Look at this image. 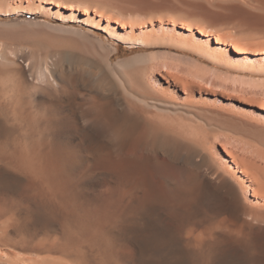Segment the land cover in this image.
Instances as JSON below:
<instances>
[{
	"label": "bare ground",
	"instance_id": "1",
	"mask_svg": "<svg viewBox=\"0 0 264 264\" xmlns=\"http://www.w3.org/2000/svg\"><path fill=\"white\" fill-rule=\"evenodd\" d=\"M79 16L120 41L134 33L135 25L117 32L108 15ZM151 20L149 38L129 43H158ZM179 27L181 45L199 38ZM215 42L211 55L221 38ZM11 53L0 50V264H264L263 161H252L251 150L242 161L224 143L217 157L199 147L212 148L213 116L227 112L208 102L216 83L195 84L197 72L190 81L166 58L130 75L120 68L144 56L108 69L55 50L50 70L38 66L29 78ZM252 99L239 100L264 110Z\"/></svg>",
	"mask_w": 264,
	"mask_h": 264
},
{
	"label": "rangeland",
	"instance_id": "2",
	"mask_svg": "<svg viewBox=\"0 0 264 264\" xmlns=\"http://www.w3.org/2000/svg\"><path fill=\"white\" fill-rule=\"evenodd\" d=\"M16 5L26 6L27 11L24 12L22 7L18 8ZM65 5L71 6L73 12L68 13L63 7ZM106 9L112 10L111 14H107ZM127 9L131 10L137 19L126 16L124 11ZM83 10L97 18L100 17L103 22H106L105 15H108L111 26L123 34L135 25L134 33L128 35L129 42L132 39L149 38L147 33L152 18L151 22L160 40L158 39V43L147 45L120 41L104 31L102 26L94 27L83 23L79 16ZM144 22L145 25L142 26ZM173 22L175 30L171 33ZM181 22L189 25L195 36H199L191 41L189 46L181 45L176 40L178 29L184 31L179 27ZM120 25H124V29ZM111 26L109 29L113 30ZM198 30L207 36H203ZM217 36L221 38V44L216 48L218 54L211 55L208 50L211 51V47L216 45ZM207 42H210V45L207 46ZM202 47L206 50H201ZM236 47H242L243 52L234 50ZM113 48L111 66L108 67L105 56ZM0 50L5 54L12 52L16 65L26 66L29 78L35 76L38 66L46 64L47 69L51 67L52 50L84 55L104 64L108 69L121 60L144 56V60L131 62L120 68L124 69L121 72L130 75L138 65L160 60L162 62L166 58L175 64L172 66L174 73L181 76L185 74L184 77L187 79L188 76L193 83L196 84L195 81L200 80L197 82L205 84L207 79L210 80L206 81L208 83H216L217 86H212L216 94L212 95L213 99L210 98L209 104L232 114L234 121L227 112L224 113L226 117L213 116L214 125L210 126L213 151L209 150L212 149L209 144H201L199 147L208 149L207 151L217 157L218 151H222L221 143H224L244 161L245 157L250 159V155L255 154L254 150L258 151L260 142L257 141L264 139V110L239 100L251 97L264 105V0H0ZM0 66L3 68L4 64L0 62ZM178 69H183L184 72ZM191 72H197L198 76ZM111 74L119 89L123 90L120 74L113 71ZM190 77L194 79L191 80ZM225 95L232 99L225 98ZM218 119L224 124L217 121ZM196 123H200V120L197 119ZM255 127L262 128L261 134L258 133L259 130L255 131ZM253 133L258 134L259 140ZM262 134L263 136H260ZM262 152L264 153V149ZM258 153L252 154L251 158H254L251 160L254 159L257 163L263 161L261 164L264 165V156H261L263 153ZM225 156L229 158L226 154ZM255 156L258 157L255 159Z\"/></svg>",
	"mask_w": 264,
	"mask_h": 264
}]
</instances>
